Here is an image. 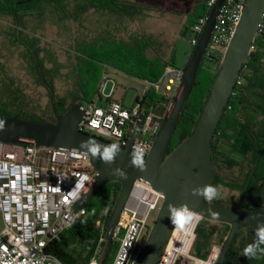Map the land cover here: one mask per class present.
Here are the masks:
<instances>
[{"label":"trees","instance_id":"obj_1","mask_svg":"<svg viewBox=\"0 0 264 264\" xmlns=\"http://www.w3.org/2000/svg\"><path fill=\"white\" fill-rule=\"evenodd\" d=\"M197 1L202 7L200 16L207 14V0ZM155 9L135 0H0V19L9 22L3 28V42L8 50L18 53L19 70L24 74L13 73L0 58V114L40 123H56L72 105L86 106L95 100L104 64L150 83L157 82L165 67L173 66V62L160 58L162 64L157 63L151 54L157 52L151 45L152 35L144 33L139 37L127 32L125 38L113 32L115 29L119 33V26L124 25V22L149 17ZM92 17L107 23V29L101 27L100 32H96L92 26H87L89 21L93 22L90 19ZM110 22L115 23V27L111 28ZM74 24L81 28L78 29V35L71 29ZM45 25L66 29L74 35L69 39L64 61H61L59 48L40 31ZM0 57L4 58V55ZM203 60H206V56ZM219 61L220 58H217L216 67ZM119 62L131 68L119 65ZM135 62L140 65L136 66ZM208 70L202 65L198 69L169 152L192 132L216 74ZM23 77L34 87L48 91L47 107L33 102L27 93L29 83ZM64 80L68 87L61 95L58 94L57 85ZM235 93L228 104L231 109L226 108L213 140L214 185H223L220 172L224 165L232 173V169L238 166L243 169L248 162L250 166L245 182L254 165H257L254 185L260 199L264 193V32L255 39L254 49L241 72ZM160 99L154 89H149L143 96L142 110L150 111ZM121 188L119 182L108 183L86 205L88 216L76 220L61 234L59 240L51 241L47 252L57 256L63 264H86V251L96 247L99 237L95 225L98 214L106 207H110L111 213ZM244 208L264 215V208L257 202H247ZM244 231L255 236V230L241 228L224 264H238L234 255L238 239ZM212 234L213 231H210L208 239Z\"/></svg>","mask_w":264,"mask_h":264},{"label":"built area","instance_id":"obj_2","mask_svg":"<svg viewBox=\"0 0 264 264\" xmlns=\"http://www.w3.org/2000/svg\"><path fill=\"white\" fill-rule=\"evenodd\" d=\"M215 2L207 0V14L199 16L190 27L192 35L189 42L193 48L199 41ZM245 2L224 0L203 57L206 56V62L215 63L217 58L221 61L236 33ZM263 32L264 12L257 36ZM254 44L255 41L252 50ZM182 75L181 68L165 67L157 82L147 83L132 107L113 99L114 89L106 93L109 79L104 76L95 100L83 106L80 131L125 147L134 124L143 115L142 126L130 153L136 146H142L146 159L163 118L173 107V98L182 90ZM149 89H154L161 99L145 112L142 110V100ZM235 95L234 91L231 98ZM227 108L231 109V106ZM95 176L92 161L85 153L0 142V264H63L57 256L47 252V246L51 241L59 240L76 220L88 216L86 206L77 212L73 208L88 192ZM82 179L80 196L74 197L75 185ZM162 201L160 192L145 182L136 181L114 233L119 248L111 264H139L144 249L143 240L150 231V217L153 212H158ZM109 210L110 207L103 209L95 222L99 232L96 255L105 243ZM181 218L183 216L179 217L180 221ZM203 220L200 214V219L191 225H175L162 254L161 264H218L224 242L212 243L205 256L202 252L198 255L194 252L198 228ZM86 264L106 263H100V258L94 256Z\"/></svg>","mask_w":264,"mask_h":264},{"label":"water","instance_id":"obj_3","mask_svg":"<svg viewBox=\"0 0 264 264\" xmlns=\"http://www.w3.org/2000/svg\"><path fill=\"white\" fill-rule=\"evenodd\" d=\"M223 3L224 0H216L199 41L191 53L188 63L182 69V90L178 96L173 98V107L162 120L152 149L145 159V170L141 171L130 164L131 147L142 126L143 115L134 124L127 146H120V153L113 164H105L89 155L96 176L88 192L83 194L80 201L74 206L75 212L90 203L108 183L119 182L122 184L105 225V245L100 256V263H104L108 250L113 243L120 216L136 181L149 184L163 196V201L146 239L139 264H161L162 254L175 228L169 218V205L175 206L176 210L187 207L200 213L204 219L230 226L218 264H224L233 241L241 228L248 227L255 230L258 222H264V215L253 210H246L242 200L237 206L224 205L214 201L209 205L202 197L191 195L193 188L202 187L206 184L214 185L213 140L231 95L240 80L241 72L251 54L264 12V0H246L236 33L217 67L211 88L204 99L192 132L169 152L181 113L193 90L198 69ZM83 117L82 104L72 105L62 117L58 118L56 123H40L20 119L17 116L7 117L0 114V121L4 122L3 128L0 129V142L31 144L51 149L79 151L85 154L86 152L80 148V144L89 138L103 145L113 144V142L103 138L80 131L79 124ZM117 168L121 169L125 175L115 174L114 170ZM209 208L213 212L219 213V216L214 218L209 213Z\"/></svg>","mask_w":264,"mask_h":264},{"label":"rangeland","instance_id":"obj_4","mask_svg":"<svg viewBox=\"0 0 264 264\" xmlns=\"http://www.w3.org/2000/svg\"><path fill=\"white\" fill-rule=\"evenodd\" d=\"M135 1L144 5L156 7V9L154 12L149 14V17H140L136 19L135 22H124V25L119 26V29L121 30L119 33L115 29L113 30V32L125 38L127 37L128 33L140 35L139 37L143 36L144 33L152 35L151 45L156 49L157 52H151V54L155 59H157V63H161L160 58H173V66L183 69L189 59V55L194 50L189 42L192 35L190 27L201 14L202 7L200 5V2H196V0ZM90 19L93 22L91 23L89 21L87 23V26H92V28L96 30V32H100L99 30H101V27H105V30L107 29V23H103L104 21H102V19L101 21L96 17H92ZM6 25H9V22L7 20L0 19V56L4 55V58L0 57L1 61L6 63L9 69L13 71V73L24 76L23 72L19 70L18 53H13L12 50H8L4 45V37L2 35V32L4 26ZM109 26L113 28L115 27V23L110 22ZM71 29H73L75 35H78V29L81 28L77 26V24H74L72 25ZM40 31L46 35L48 41L59 48L61 61H64V53L69 48V39L74 35H71V33H69V31L66 29L62 30L57 26L51 25H45V27H43ZM105 35L107 36V32L105 33ZM98 38L99 37L97 36V39ZM135 64L136 66L140 65L138 62H135ZM119 65L131 68L124 62H119ZM201 65L205 68H209L208 71L211 74L216 73L217 67L215 66V63L202 61ZM139 68L142 69L143 67ZM104 76H107L109 79L106 86V93H109L110 91H112V89H114L113 98L118 101H123L127 107H132L135 104L136 99L142 95V92L146 88V83L144 82V80L128 75L122 70H117L109 64H104L102 67L98 89ZM23 79L25 82L29 83L27 93L31 97L33 102L40 103L43 108L47 107L49 103L48 91L44 88L34 87L31 82L26 79V77H23ZM114 85L115 88H113ZM57 86L58 94L62 95L63 92L67 89L68 83L66 82V80H64L63 82L58 83ZM37 112L39 113L41 111L37 110ZM221 146L222 145H220V147ZM232 196L233 199H236V195ZM259 203L260 206L264 208V193L261 195ZM156 216L157 212H153L149 221L150 228L152 227ZM214 227L216 228V230H220L219 233H221V235L225 231L224 239L227 236L230 228V226L225 223L204 219L200 224V229L197 232L198 241L196 242V245L194 247L195 254L198 255L200 252H202L203 256H205L208 253L211 247V244H207L208 235L210 231H213ZM121 237L122 233L120 234V238ZM245 237H248V240L255 239V236L250 234L248 236L247 233L243 232L238 239V244ZM146 239L143 240V245H145ZM104 245L105 243L99 248L100 250L98 255L95 254L96 247L94 249L86 251V262H88L94 256L100 258ZM118 248L119 242L113 239V243L107 253L106 264H111L113 262L118 252Z\"/></svg>","mask_w":264,"mask_h":264},{"label":"clouds","instance_id":"obj_5","mask_svg":"<svg viewBox=\"0 0 264 264\" xmlns=\"http://www.w3.org/2000/svg\"><path fill=\"white\" fill-rule=\"evenodd\" d=\"M4 126V122L0 121V129ZM80 148L84 149L86 154L90 155L93 159H99L103 161L105 164H113L117 155L120 153V146L118 144H108L103 145L96 140L89 138L86 141H82L80 144ZM145 149L142 146H136L132 150L131 154V166L138 168L143 171L146 168L145 161ZM114 173L120 176H124L125 173L121 169H115ZM83 179H87L84 177ZM83 179L75 185L73 190L74 197L80 196V188L83 183ZM224 192L223 185H212L206 184L202 187L193 188L191 190V195L202 197L209 205L212 204L213 201L219 200L222 198V194ZM170 209V220L176 225L180 224H189L197 222L200 219V214L188 209L187 207H182L179 210H176L175 206L169 205ZM209 213L214 217H218L219 213L213 212L211 208L208 209ZM183 216V223L181 224L179 217ZM255 239L247 244L243 249V256L246 259H260L264 257V222H258L255 227Z\"/></svg>","mask_w":264,"mask_h":264},{"label":"flooded vegetation","instance_id":"obj_6","mask_svg":"<svg viewBox=\"0 0 264 264\" xmlns=\"http://www.w3.org/2000/svg\"><path fill=\"white\" fill-rule=\"evenodd\" d=\"M249 166H250V163L247 162V164L245 165L243 169L238 166L232 169V173H231V170L227 169L226 165H224L223 170L220 172V175L223 178L222 183L224 186V192L222 194V198L219 200H215V201L223 202V203H226L227 205H236V203H238L237 205H239L240 201L242 200L243 207L245 203L247 202L252 203V204L253 203L255 204V202H257L258 204H260L259 197L256 194V191H255L256 188L254 185V175H255L257 165H254L248 180L245 182V175L249 169ZM243 185L244 187L243 189H241ZM232 195H236V199H233ZM219 232L220 230L218 229L216 230L215 227L213 228V234L211 238L207 240L208 245L214 242H224L225 241L226 239V237L224 239L225 231L223 232L222 235ZM248 239H249L248 237H245L243 240L240 241V243L237 246V250L235 252L234 257H235V261H237L238 264H253V260L254 261L259 260V259H246L243 256V249L248 244Z\"/></svg>","mask_w":264,"mask_h":264},{"label":"crops","instance_id":"obj_7","mask_svg":"<svg viewBox=\"0 0 264 264\" xmlns=\"http://www.w3.org/2000/svg\"><path fill=\"white\" fill-rule=\"evenodd\" d=\"M196 21V20H195ZM194 24V23H193ZM192 24V25H193ZM191 25V26H192ZM189 57H190V55H189ZM164 60H167V61H172L173 62V64H174V60H173V58H169V59H164ZM189 60V59H188ZM188 62V61H187ZM144 82L146 83V86H147V83H149L148 81H145L144 80ZM114 99V98H113ZM123 102V101H122ZM245 233H247L246 231H244ZM248 235H249V233H248ZM253 240H248V244L249 243H251ZM254 264H264V257H262V258H260L259 260H255V263Z\"/></svg>","mask_w":264,"mask_h":264},{"label":"snow or ice","instance_id":"obj_8","mask_svg":"<svg viewBox=\"0 0 264 264\" xmlns=\"http://www.w3.org/2000/svg\"><path fill=\"white\" fill-rule=\"evenodd\" d=\"M180 222H181V224L183 223V218H181V221Z\"/></svg>","mask_w":264,"mask_h":264}]
</instances>
